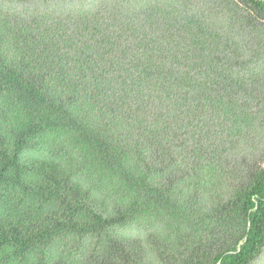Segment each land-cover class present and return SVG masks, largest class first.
I'll return each instance as SVG.
<instances>
[{
  "label": "trees",
  "instance_id": "16d2710c",
  "mask_svg": "<svg viewBox=\"0 0 264 264\" xmlns=\"http://www.w3.org/2000/svg\"><path fill=\"white\" fill-rule=\"evenodd\" d=\"M263 257L264 0H0V264Z\"/></svg>",
  "mask_w": 264,
  "mask_h": 264
},
{
  "label": "rangeland",
  "instance_id": "374dc122",
  "mask_svg": "<svg viewBox=\"0 0 264 264\" xmlns=\"http://www.w3.org/2000/svg\"><path fill=\"white\" fill-rule=\"evenodd\" d=\"M264 263V257L260 260L259 264H263Z\"/></svg>",
  "mask_w": 264,
  "mask_h": 264
}]
</instances>
